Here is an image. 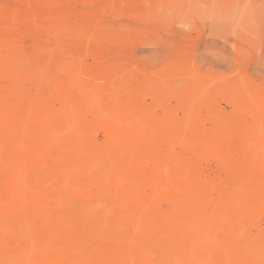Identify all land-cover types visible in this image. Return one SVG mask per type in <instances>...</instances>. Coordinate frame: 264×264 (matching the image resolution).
<instances>
[{
	"label": "rangeland",
	"instance_id": "obj_1",
	"mask_svg": "<svg viewBox=\"0 0 264 264\" xmlns=\"http://www.w3.org/2000/svg\"><path fill=\"white\" fill-rule=\"evenodd\" d=\"M0 264H264V0H0Z\"/></svg>",
	"mask_w": 264,
	"mask_h": 264
},
{
	"label": "bare ground",
	"instance_id": "obj_2",
	"mask_svg": "<svg viewBox=\"0 0 264 264\" xmlns=\"http://www.w3.org/2000/svg\"><path fill=\"white\" fill-rule=\"evenodd\" d=\"M18 83V82H17ZM20 83V82H19ZM24 83V82H23ZM39 84V83H38ZM15 85V84H14ZM22 85V84H21ZM35 85V84H34ZM13 88V87H12ZM16 87H14L15 89ZM33 88V87H32ZM20 89V88H19ZM16 90V89H15ZM13 91V90H12ZM43 100V99H42ZM36 102V101H35ZM29 103V102H28ZM19 118V117H18ZM22 137V136H21ZM20 143V142H19ZM252 164V163H251ZM20 168V167H19ZM25 172V171H24ZM18 186V185H17ZM185 206V205H184ZM2 229V228H1Z\"/></svg>",
	"mask_w": 264,
	"mask_h": 264
}]
</instances>
